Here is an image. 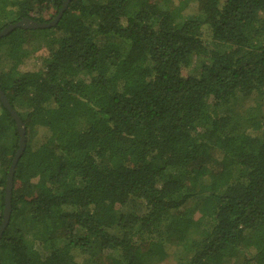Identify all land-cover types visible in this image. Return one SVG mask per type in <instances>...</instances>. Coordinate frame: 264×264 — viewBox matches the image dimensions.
<instances>
[{"label": "trees", "instance_id": "16d2710c", "mask_svg": "<svg viewBox=\"0 0 264 264\" xmlns=\"http://www.w3.org/2000/svg\"><path fill=\"white\" fill-rule=\"evenodd\" d=\"M64 1L0 0V30ZM0 89V264H264V0H70L0 39ZM18 142L0 103V223Z\"/></svg>", "mask_w": 264, "mask_h": 264}, {"label": "water", "instance_id": "95a60500", "mask_svg": "<svg viewBox=\"0 0 264 264\" xmlns=\"http://www.w3.org/2000/svg\"><path fill=\"white\" fill-rule=\"evenodd\" d=\"M69 2H70V0H65L64 3L62 4V7L59 10L57 16L52 21H50L48 23H37V22H35L29 18H23L17 22H14L12 24L5 26L4 28H2L0 30V39L9 35L15 29L37 30V29H50V28L55 27ZM0 103L2 104L3 108L5 110H7L11 119L14 121L16 130L18 133V138H19L18 149H17V151L13 157V160L11 162V165L9 167V172H8L5 191H4V207H3V211H2V220L0 223V238H1L2 233H3L4 229L6 228L8 221H9L11 179H12V175H13L15 165H16L18 159L20 158V156L22 155L24 148H25V137H24L25 130H24L22 122L19 119V116L11 108L9 102L5 98L1 89H0Z\"/></svg>", "mask_w": 264, "mask_h": 264}, {"label": "rangeland", "instance_id": "374dc122", "mask_svg": "<svg viewBox=\"0 0 264 264\" xmlns=\"http://www.w3.org/2000/svg\"><path fill=\"white\" fill-rule=\"evenodd\" d=\"M32 67H34L32 62H28L23 69L24 70H30ZM183 76H186L189 74V68H186L183 70ZM232 112L231 114L233 116H236L237 114H239L238 110L235 108H231L230 109ZM241 115V114H239ZM197 213H195V217H197ZM169 244H166V249L167 251L170 253L171 256H174L176 259L181 258L184 256V253L181 249V247L179 246V244L177 243V240L175 239H170V241H168Z\"/></svg>", "mask_w": 264, "mask_h": 264}]
</instances>
